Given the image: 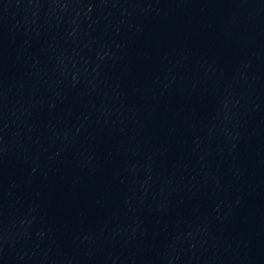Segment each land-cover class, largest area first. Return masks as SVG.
Returning <instances> with one entry per match:
<instances>
[{
	"label": "water",
	"instance_id": "1",
	"mask_svg": "<svg viewBox=\"0 0 264 264\" xmlns=\"http://www.w3.org/2000/svg\"><path fill=\"white\" fill-rule=\"evenodd\" d=\"M0 264H264V0H0Z\"/></svg>",
	"mask_w": 264,
	"mask_h": 264
}]
</instances>
